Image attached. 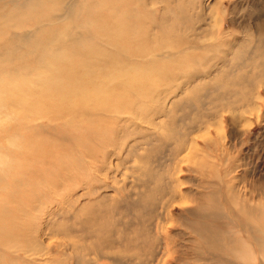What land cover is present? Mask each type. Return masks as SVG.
Instances as JSON below:
<instances>
[{"label": "rangeland", "instance_id": "374dc122", "mask_svg": "<svg viewBox=\"0 0 264 264\" xmlns=\"http://www.w3.org/2000/svg\"><path fill=\"white\" fill-rule=\"evenodd\" d=\"M0 24V264H264V0Z\"/></svg>", "mask_w": 264, "mask_h": 264}, {"label": "bare ground", "instance_id": "6f19581e", "mask_svg": "<svg viewBox=\"0 0 264 264\" xmlns=\"http://www.w3.org/2000/svg\"><path fill=\"white\" fill-rule=\"evenodd\" d=\"M15 1V0H14ZM10 2V1H9ZM4 24V23H3ZM0 26H1V24H0ZM129 33V32H128ZM144 50H142V52H143ZM50 52V51H49ZM73 54H74V52H72ZM50 54V53H49ZM50 58V57H49ZM66 60V59H65ZM69 64H72V62L71 63H69ZM84 64V63H83ZM47 65V64H46ZM49 65V64H48ZM85 66V65H84ZM55 68V67H54ZM86 68H87V65H86ZM44 69V68H43ZM51 69H53L52 68V65H51ZM83 69V68H82ZM85 69V68H84ZM89 69V68H88ZM98 69H100V68H98ZM48 71V70H47ZM88 72H89V70H87ZM57 73V72H56ZM89 73H92V72H89ZM97 72L95 71V74H96ZM103 78V77H102ZM78 80H79V78H78ZM103 80V79H102ZM48 90V89H47ZM1 95V94H0ZM4 98V97H3ZM86 98V97H85ZM70 101V100H69ZM84 102V101H83ZM107 104V103H106ZM82 105V104H81ZM83 105H84V103H83ZM82 105V106H83ZM97 114V113H96ZM3 165V164H2ZM204 168V167H203ZM4 211V210H3ZM5 217V216H4ZM254 249V248H253Z\"/></svg>", "mask_w": 264, "mask_h": 264}]
</instances>
